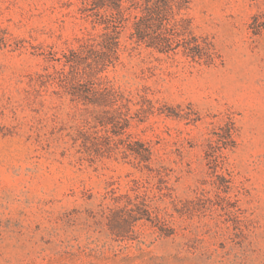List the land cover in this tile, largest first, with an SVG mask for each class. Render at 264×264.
I'll list each match as a JSON object with an SVG mask.
<instances>
[{"label":"rangeland","instance_id":"rangeland-1","mask_svg":"<svg viewBox=\"0 0 264 264\" xmlns=\"http://www.w3.org/2000/svg\"><path fill=\"white\" fill-rule=\"evenodd\" d=\"M0 264H264V0H0Z\"/></svg>","mask_w":264,"mask_h":264},{"label":"trees","instance_id":"trees-1","mask_svg":"<svg viewBox=\"0 0 264 264\" xmlns=\"http://www.w3.org/2000/svg\"><path fill=\"white\" fill-rule=\"evenodd\" d=\"M174 23H176L174 25V29L175 32L171 33L170 36H149L147 38V36H145V34H141V29H140V33L138 36V39L141 41H146L147 46L154 48L156 50H158L159 52H168L170 50V48L172 47V45L175 43L177 44V47L183 46L184 47V54L188 57H191L194 60L200 59L203 60L205 59V57L209 58L210 62L213 60L214 58V53L212 50V46L208 45L206 42H203L201 40V38L196 37V36H186L185 32H182L181 28L178 27L177 21H175ZM139 31V30H138ZM144 31V30H143ZM145 32V31H144ZM87 41V40H86ZM85 42V41H84ZM71 55L73 58H67L64 61V67H66L68 64L72 67L74 65H79L80 61L82 59H84L83 57V51L81 48L73 50L71 52ZM57 73H61L62 75L65 76V72H66V68H61L60 70H56ZM88 74L86 72V70H82L79 69L76 75V83L78 84V86H80L81 88H83V92H77L74 91L73 95H80L81 97H83L86 102L91 103V104H96L97 102H95V100H91V96H90V92L92 91V93L96 90L95 87V83H89L88 86H83V84H80L81 81H86V82H91L90 80H87ZM100 91L102 94H100L99 96H101L103 99L112 97V99H114L115 101H117V97L119 96L118 94H116L114 91H111L110 89L106 88V86L103 88H100ZM110 91L112 92L111 95H109ZM144 145H141V148L144 149V151H146L145 153H143L141 150L139 149H135V150H131L133 154L140 156L142 159H148V156L151 155L150 149L148 148H143ZM139 198V196H136V199ZM141 206H138V210H139V216H133V219H136L134 221H139L142 219H147V220H151V215H150V209H149V204H147V201L144 200L143 202H141ZM124 223H130V220H125ZM126 224V225H127ZM128 226V225H127Z\"/></svg>","mask_w":264,"mask_h":264}]
</instances>
